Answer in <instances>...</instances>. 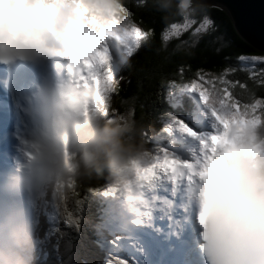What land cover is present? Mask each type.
Here are the masks:
<instances>
[{"label": "clouds", "instance_id": "1", "mask_svg": "<svg viewBox=\"0 0 264 264\" xmlns=\"http://www.w3.org/2000/svg\"><path fill=\"white\" fill-rule=\"evenodd\" d=\"M157 3L166 10L176 8L173 0ZM121 4L122 0H54L52 23L43 25L27 22L35 0H0V62L46 60L54 74L34 97L37 134L18 149L21 158L13 159L14 170L0 173V264H36L40 236L34 205L48 192L71 198L74 190L92 191L89 185L106 180L107 194L100 192L102 236L131 238L172 210L169 201L153 195L160 168L153 167V175L145 178L157 161L145 150L134 124L108 118L91 76L81 78L69 60L57 54L65 50L63 37L70 29L122 23ZM207 153L211 155L208 149ZM213 159L222 162L233 191L226 204L209 208L208 246L231 264H264V125L224 144ZM206 163L198 170L194 166L164 171H187L200 212L205 185L196 173ZM198 223L203 228L199 216Z\"/></svg>", "mask_w": 264, "mask_h": 264}, {"label": "trees", "instance_id": "2", "mask_svg": "<svg viewBox=\"0 0 264 264\" xmlns=\"http://www.w3.org/2000/svg\"><path fill=\"white\" fill-rule=\"evenodd\" d=\"M180 2L182 0H173L176 8ZM122 3L133 11L135 22L144 29H152L155 36L123 66L126 75L122 76L124 79L121 81L118 95L114 98L113 106L118 110V117L122 121H131L134 124L145 150L150 155L153 152L158 153L163 145V142H153L154 134L158 132L168 140L171 134L168 133L170 126L167 123L186 124L184 116L190 113L189 110L196 109L198 100L202 101L199 92L196 97H191L190 88L173 87V84L198 82L201 80L198 75L201 71L204 74L219 76L226 68H235L237 71L226 77L235 84V87L230 89L235 93L234 98L247 99L246 94L241 97L243 90L239 88V83L255 87L257 96L264 97V87L258 83L253 84L252 74L246 71L238 60L241 54L264 53L255 51L240 39L229 16L222 9L208 6V14L214 20L217 30L212 35L203 36L194 47L182 45V41L190 40L191 30L178 39H172L165 47L161 39L162 32L172 23L183 21L176 8L163 10L157 0H145L144 7H138L137 0H122ZM217 36L224 37L225 46L221 47V42L216 41ZM205 79L207 76L201 80L203 84L206 83ZM210 86L206 83L209 90L213 87H223L219 83ZM88 187L93 190L76 189L81 201L79 205L72 198H68L69 210L79 217V231L66 225L63 218L52 210V192L45 193L37 201L35 218L40 247L36 264L107 263L104 252L100 250L98 214L102 211L100 192L106 190L108 184L106 180L100 179L97 185Z\"/></svg>", "mask_w": 264, "mask_h": 264}, {"label": "snow or ice", "instance_id": "3", "mask_svg": "<svg viewBox=\"0 0 264 264\" xmlns=\"http://www.w3.org/2000/svg\"><path fill=\"white\" fill-rule=\"evenodd\" d=\"M36 7L28 16L29 24L51 25L55 13L54 7L50 5L54 0H35ZM138 7L146 6L145 0H137ZM160 7V6H159ZM167 6L160 7L166 10ZM178 14L182 16V23H172L161 35L165 47L174 38L178 39L182 34L191 30L189 41H182V45L194 47L205 35H212L217 30L214 20L208 14V5L204 3L193 4L191 0H182L178 4ZM120 12L123 14V22L114 21L108 28L96 29L88 25H80L70 29L64 34L63 52L58 55L66 57L70 62V67L75 73L84 78L85 74L91 76L96 83L102 95V104L104 105L105 115L110 118L118 117V110L115 109L114 98L118 95L121 87V81L124 79L119 74L123 66L128 64L129 58L146 43H149L155 36L152 29H144L135 22L133 11L129 10L123 3L120 6ZM112 37L114 39H110ZM217 42H221V47L225 46L223 36L216 37ZM178 47H180L178 45ZM220 49L218 48L217 51ZM238 60L244 65V69L252 74L253 84H259L264 87V68L257 72L256 65L264 64V55L241 54ZM237 69L226 68L219 76L207 74V83L216 85L219 83L223 87H213L210 90L201 89L193 81L191 84H173V87H188L192 91L199 92L206 105L212 110L223 132L212 136L211 144L205 147L211 155H207V161L203 171L196 173L204 182V200L203 210L199 214V222L203 226L202 245L203 255L207 259V264H231V262L222 259L218 250H210L208 246L209 233L207 231L206 218L209 208L214 204L219 207L228 202L233 188L229 177L225 173L222 162L214 160L217 155V149L223 147L226 143H234L249 135L254 128L264 125V97H258L255 87H247L244 83H239L241 97L245 94L247 99L234 98L235 93L230 89L235 84L226 79L230 73H235ZM201 79H204L203 71L198 73ZM183 127V126H181ZM187 131V129H184ZM153 167H159L165 172L176 173L181 168L189 170L194 169L190 163H182L172 158L168 153H164L163 159L157 161V164L149 167L145 171V178L153 175ZM107 194V189L103 191ZM79 193L74 190L72 199L76 204H80ZM67 196H58L55 191L51 194L52 210L58 213L65 224L74 227L77 231L80 229L79 217L74 215L68 207ZM169 228L171 237L179 238V225L172 228V219L169 217ZM157 235L162 234V229H154ZM146 237V238H145ZM113 248L120 249L122 255H117L110 264H162L163 253L158 246L151 243V237H138L135 241L132 238H125L119 235H113L109 238ZM129 244L130 247L122 248V245Z\"/></svg>", "mask_w": 264, "mask_h": 264}, {"label": "rangeland", "instance_id": "4", "mask_svg": "<svg viewBox=\"0 0 264 264\" xmlns=\"http://www.w3.org/2000/svg\"><path fill=\"white\" fill-rule=\"evenodd\" d=\"M182 22H180V23H182ZM262 68H264V64H257L256 65L257 72L259 69H262ZM119 75H122V76L126 75L125 70L123 68H122L121 73ZM205 76H207V73H205ZM200 78H201V76H200ZM201 80L196 82V83L200 86L201 89L207 88L206 87L207 82L205 84H203L201 82ZM205 80L207 81V79H205ZM210 85L212 86V84H210ZM189 92L191 94V97H196L195 95H197V92L192 91L191 89L189 90ZM201 102H202L201 105L198 104V107L196 110H194V112H191V110H189L188 111V112H190L189 115L184 116L186 124H182V123L178 124V123H174V122L172 124H170V122L167 123L170 126L168 133L170 132V134H171L170 138H172V139L165 140L158 132H156L154 134V136L152 137V139L154 140L153 141L154 143H162L164 141L163 145H161V150L158 153H154V152L151 153V155H153V154L157 155L156 157L155 156L153 157L155 159V161L162 160L164 153L166 152L172 158L177 159V160L181 161L182 163H190V164L196 166L197 170L199 169V165L203 164L205 157L208 154L207 148L205 147V145L206 144L210 145V143H211L210 138L212 136L222 134L223 128L221 125L218 124L215 117L212 115V110L208 107V105L205 104L203 99ZM173 107H174V105H173ZM181 126H183V127H181ZM184 129H187V131H185ZM170 141H172V142H170ZM184 157H187L190 159H184ZM185 173L188 175L187 178H185L184 176L183 177L173 176L170 173L165 174L162 169H159L157 171V177H158L160 182L157 184V186L163 185L162 187H163V191H164V192H159V193H166V192H170V193L175 192L176 193L177 192V194H178V192H179L180 194L175 195L174 198L176 200L182 201L185 197H187L188 184L190 182H192L189 179V174L187 173V171H185ZM184 178L186 179L184 182H182V181L179 182L180 179L184 180ZM171 182H173V184H177L178 190L172 188L173 190L169 191L171 188L170 186H172ZM154 192H157V190L155 189ZM194 205L197 208L196 211L200 212L199 202L196 201L195 204H192V206H194ZM34 208H35V205H34ZM180 212L185 214L188 211L184 210V211H179V213ZM35 216H36V214H35ZM53 216H54V213H53ZM100 218L103 220L102 217H100ZM158 240L160 241L161 239H158ZM127 247H130V245L129 244L122 245V248H127ZM163 250L166 251V249L164 247H163ZM166 256L167 255L163 254L164 258H163L162 264L166 263V261H167V259L165 258Z\"/></svg>", "mask_w": 264, "mask_h": 264}, {"label": "water", "instance_id": "5", "mask_svg": "<svg viewBox=\"0 0 264 264\" xmlns=\"http://www.w3.org/2000/svg\"><path fill=\"white\" fill-rule=\"evenodd\" d=\"M222 9L236 34L247 45L264 53V0H191Z\"/></svg>", "mask_w": 264, "mask_h": 264}, {"label": "bare ground", "instance_id": "6", "mask_svg": "<svg viewBox=\"0 0 264 264\" xmlns=\"http://www.w3.org/2000/svg\"><path fill=\"white\" fill-rule=\"evenodd\" d=\"M209 7H214V6H209ZM188 90H186V92H187ZM188 93V92H187ZM0 104H2V102H1V100H0ZM182 109V108H181ZM22 110H24V109H22ZM23 114H24V116H23ZM21 113V111L20 110H18V112H17V116H18V120L22 117V119H21V121L22 122H25V121H27V120H32V122H33V125H30L29 124V126H25V123H22V125L21 126H18V125H16V126H18V130L17 131H15V134L14 135H12L11 137H10V139H11V143L16 139V136L18 135V143L19 144H17L16 146H17V149H16V153H15V157H17L18 158V160L21 158V153L18 151V149H20L21 147H22V144H23V142H28V141H30V139H33L34 137H35V135L37 134V132H38V123H37V120H36V116H35V113H30V114H27L26 113V111L24 112V113ZM186 116V115H185ZM206 130V129H205ZM158 137V136H157ZM174 137V136H173ZM158 139V138H157ZM169 139H172V138H169ZM174 139V138H173ZM176 139V138H175ZM163 141V140H162ZM164 142V141H163ZM170 142H172V141H170ZM167 143V142H166ZM175 143V142H174ZM165 145V144H164ZM13 146V145H12ZM11 146V147H12ZM3 148L5 149V150H7V145H6V143H5V145L3 146ZM168 148V147H167ZM157 153V152H156ZM159 156V155H158ZM153 157V156H152ZM156 157V156H155ZM160 158V157H159ZM184 159H187L186 157H184ZM3 169H7L6 167L5 168H2L1 169V167H0V170H2V171H4ZM3 173V172H2ZM192 185V184H191ZM188 194V193H187ZM188 195H190L191 196V193H189ZM99 200H101V197L99 198ZM101 203V207H102V201L100 202ZM178 208V207H177ZM102 209H103V207H102ZM104 210V209H103ZM182 211V210H181ZM194 211H196V210H194ZM98 216H99V214H98ZM197 232V231H196ZM99 233V232H98ZM193 236V235H192ZM100 239L102 240V238H101V236H100ZM193 244L191 245V248H190V253H193V251L195 252L196 250V247L194 246L195 244H196V241H197V239L193 236ZM102 242H103V240H102ZM104 243V242H103ZM105 254V253H104ZM193 254H195V260L197 261V263L198 264H200L199 263V261L198 260H201V259H199V254L197 253V252H195V253H193ZM103 256V255H102ZM203 264V263H202Z\"/></svg>", "mask_w": 264, "mask_h": 264}]
</instances>
